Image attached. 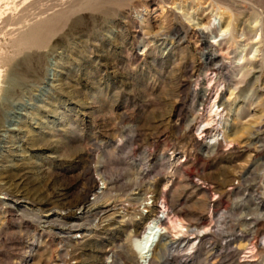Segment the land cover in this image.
<instances>
[{"label": "rangeland", "instance_id": "1", "mask_svg": "<svg viewBox=\"0 0 264 264\" xmlns=\"http://www.w3.org/2000/svg\"><path fill=\"white\" fill-rule=\"evenodd\" d=\"M34 13L40 46L22 49L14 70L4 66L14 55L9 22ZM201 15L211 17L203 32L213 50L196 35ZM254 19L261 34L245 41ZM173 27L182 33L165 48L150 37ZM212 51L223 64L214 84L231 108L227 145L214 150L189 126L203 110L193 100L195 77L187 78L207 73L199 57ZM31 64L34 74L21 81L14 72ZM0 72V200L19 198L36 213L66 211L103 176L110 189L100 204L128 209L72 244L69 258L40 230L46 246L29 255L30 215L11 216L0 203V264H94L118 244L132 264V236L158 212L159 196L168 216L193 231L170 264H264V0H0ZM143 180L153 190L146 195Z\"/></svg>", "mask_w": 264, "mask_h": 264}, {"label": "bare ground", "instance_id": "2", "mask_svg": "<svg viewBox=\"0 0 264 264\" xmlns=\"http://www.w3.org/2000/svg\"><path fill=\"white\" fill-rule=\"evenodd\" d=\"M38 16L39 15L35 13L33 14V16L23 14L20 17H17L14 21L9 22V24L12 26V29L10 30V34L12 35L11 40L14 47L12 51L14 55L12 54L13 56L11 57L7 56L2 60V62H4L3 64L4 66L5 65H7L8 67L10 66V68L13 69L12 67L13 65L11 64V62L16 56L19 55L20 52H22V49L40 46L39 45L40 35L37 34L36 31L38 27V22L40 20V16L39 17ZM205 18L206 17L203 15L198 16L197 17L198 20L194 22L195 25L194 28L197 30L196 35L199 37L201 46L212 49L215 40L208 41L206 38V34H204L203 32V28L210 26L211 17L208 16V18H206L207 20L203 21ZM253 21L254 24L252 25V22H248L246 24L245 31L244 32L242 31L241 33V35L246 36L245 41L251 39L253 35L255 36L257 31L259 32L258 37L261 34V30H262L261 21L257 19H254ZM181 33L182 32L180 31V29H178L177 27H173L172 29H168V30L156 29L154 30V32L150 34V37L153 40L159 41L160 42L159 46L161 48H165L170 44L169 43L170 40L172 41L173 39L178 38ZM214 57L215 55L213 51L212 53L203 52L202 54H200L199 58L201 60L198 66L204 67L207 73L205 74L203 73L202 77L198 75L194 76V74L187 75V78H189L190 80L193 77H195V80L193 81L194 82L193 100L198 102L199 109L203 110V112L199 116L200 119L193 120L192 124H190L189 126L190 127L192 126L193 128L195 127V130L197 132L199 131L197 135V140L200 142V140L204 138L203 144H205L207 148L211 147L212 150H214L220 144L227 145L228 140L225 137V134L228 131V124H229L227 116L229 115L231 110V108H225L223 106L224 102L221 100L218 94L219 90L214 84V82L217 81L218 79L217 74L220 73L223 67V64L221 63L219 64L214 63ZM238 59L239 60L244 59L242 52L238 55ZM245 61L248 63L251 62L249 58H245ZM237 64H238L237 66L241 69L242 64H240L239 62H237ZM33 66L34 64L33 65L31 64L30 66L26 67L24 73L23 72L18 73L17 71H15L14 73L17 74V77L21 79V81L25 80L24 76L26 74H31L29 71H31L34 74L33 70L36 67ZM253 68L251 67V69ZM246 73H251V70L247 71ZM0 77H1V72H0ZM187 78L186 76H182L180 78L179 85L181 87L187 84ZM1 87L2 85L0 84V92H1ZM217 116L221 118V121H217L215 119V117ZM1 120H2V116L0 114V121ZM214 122L215 124H217V126L212 127L211 129L212 132L209 133L208 135L204 134V131L209 128V125L213 124ZM218 125L220 126V128L218 127ZM220 134L222 135V138H219ZM259 134H261V131H257L255 133V135H259ZM142 174L144 177L146 175V170H144ZM141 177L142 176L140 175V177H136L135 179L138 180V178ZM97 180H98L97 177L92 180V185L88 190V193H92L94 198L93 199L88 198L89 194L87 193L74 208L66 209V211L50 210L49 212L46 213H40V212L36 213L37 209L27 206L26 203L28 202L21 200L19 198H12V200L7 203L0 200V203L6 204L7 212H10L11 216H13L14 213L19 210H21V212L24 211L26 215H30L29 223L25 224L27 229L33 228L30 229V232L32 233L30 234V238L27 239L26 242L27 248L29 249L27 251L29 255L33 251L36 252L38 246L40 247L43 244H44L43 246H46L47 242L42 244L40 236L36 237V231L38 230L46 233L50 238L52 237L55 238L57 240V243L60 244V249H62L65 252L64 255L67 257L68 255H70V253H72V251L69 250V248L73 246L72 244H80L87 241L92 237L94 231L100 229L102 226L109 224L112 221L118 220L119 218L116 219V216L124 218V216L128 213V209L125 208L124 206H120L117 208L116 207L117 204L113 202H112L113 204L111 203L100 204L101 198L104 195H108V191L110 188L108 187V181L103 176L99 177V180L102 182L101 186L96 183ZM150 187H151L150 182L143 180V186L141 188V192H143V195L144 194L146 195V193L153 191L150 189ZM2 190L4 189L0 188V192ZM133 194H136V192H134ZM151 194H153V192ZM144 199L145 196L143 199L141 198V202L138 205L140 207L144 205L143 210L147 206L146 203H142ZM153 201L155 204H161V205L159 206L157 205L158 212L153 216H151L150 218H148V220L144 224L143 229L139 230L138 233L132 236L133 237L132 251L136 252V255L133 256V258L131 257L132 264H170L169 259L179 254L180 251L183 250L184 245L189 244V242L193 238V236H191L193 232L192 229L186 227L183 221L178 219L172 220L171 217L168 216L167 210L165 208V204H163L164 199L162 197L160 198L159 196V198L157 199L154 198ZM14 216L16 217V215ZM141 217L142 215H140V218ZM121 221L124 222V220ZM30 224L31 227L29 226ZM181 237H185V241H184L185 244L180 242ZM47 239L46 241H48ZM254 246H252V248H254ZM115 247H109V249L105 251L104 255L94 264H128L125 263V261L122 259V256L125 254V251L123 249L124 246L122 244H118L117 246L115 245ZM252 248H250V252H252ZM57 257L54 258L58 259ZM125 257L128 258V255L127 256L125 255ZM63 259L66 260L64 256ZM67 262L68 261H66V263ZM75 263L77 262H74V264ZM179 264H187V263L186 260L182 259Z\"/></svg>", "mask_w": 264, "mask_h": 264}]
</instances>
